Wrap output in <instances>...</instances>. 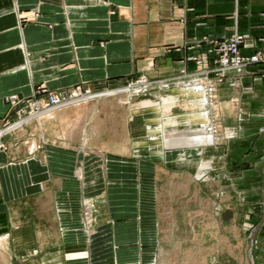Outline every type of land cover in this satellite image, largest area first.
Instances as JSON below:
<instances>
[{"label": "crops", "instance_id": "crops-1", "mask_svg": "<svg viewBox=\"0 0 264 264\" xmlns=\"http://www.w3.org/2000/svg\"><path fill=\"white\" fill-rule=\"evenodd\" d=\"M234 32L244 35L242 54L264 51V0H0V126L11 93L111 89L4 135L8 264L30 251L42 252L41 264H156L146 253L158 245L159 176L199 171L201 159L215 195L229 187L257 204L242 214L258 221L250 242L264 264V64L228 71L212 106L200 78H176L201 71L190 56L206 63L207 39ZM141 75L151 84L126 87ZM90 196L103 200L94 229L89 204L83 212ZM30 201L32 223L13 224L10 208L21 219Z\"/></svg>", "mask_w": 264, "mask_h": 264}, {"label": "rangeland", "instance_id": "rangeland-1", "mask_svg": "<svg viewBox=\"0 0 264 264\" xmlns=\"http://www.w3.org/2000/svg\"><path fill=\"white\" fill-rule=\"evenodd\" d=\"M236 33L237 32H234L233 34ZM238 34L242 35L244 40V35L241 33ZM232 35L223 39H228ZM243 40L239 45L240 54L242 56L256 54L257 52L264 54V51L261 49H256L250 54H242L241 45L243 44ZM202 41H206L205 38L203 40H197L192 46H200ZM206 43L207 48H209L211 46L209 39H207ZM207 48L205 49V53L208 56L206 63L203 58L200 63L194 58L196 56L200 57V55L190 56L194 64L200 66V70L211 68L213 65H219L217 63L218 61L214 59L217 56V54H215L216 52L209 51ZM250 64H264V61L248 63L247 65ZM181 73L184 74L185 70H182ZM189 74L193 73L186 72L184 76L180 75V77L177 76L176 78L179 80L182 77L187 78ZM142 76L143 75L126 84V87L132 90L146 87L147 83L145 85L130 87V85L138 83ZM209 77L214 81L212 93L213 101L212 104L209 102L212 106L216 97V84L217 82L224 81L225 75L220 76V74L210 73ZM149 83L151 84V81H149ZM77 85H81L83 88H89L93 91V96L81 103L95 101L96 99L104 97L102 93L111 91V89L96 90L82 84ZM203 90L204 84H202V91ZM109 95H111L110 92L107 93L106 96ZM10 113L14 114V119L16 117L15 110L11 109L9 111L7 108L4 123L0 126V130L2 129V131H0V149L5 147L4 135L15 129L5 130L6 126L14 120L9 119L8 116ZM213 128H215L213 135L217 136V129L215 126H213ZM262 128L263 127L260 129ZM205 161L208 162L206 163ZM209 161L208 159H201L198 167L200 169L194 173H191L189 170H184V172L174 170L167 172L163 171L160 174V179L158 181V191L160 195L159 218L157 224L159 229L158 245L155 250L146 253V256L152 255V257L156 259V264H262L257 257L258 244L256 239H253L252 243L250 242V234L255 231L258 221L255 220V218H244L242 214L244 211H249V213L257 211V204L249 203L246 205V203L241 202L238 194L233 190L230 192L229 187L225 188L218 186L215 195V191H212V186L210 188L209 184L205 182V170L208 168L205 169L204 167L205 165H210ZM218 173V180H224L225 177L222 175L223 172L218 170ZM238 174V172H232L230 176V180H232L233 183H231V185L236 187L240 186V175ZM100 195L101 193L98 197ZM91 197L93 196H90V198ZM91 199L88 200V203L83 205V212L84 214L88 213L86 205L89 204L92 213L89 215L87 214V218L86 215H84V218L87 219L90 228L94 229V225L100 222L104 217L99 214V209L101 207L100 203H102L103 200L102 198L97 199V196ZM26 207L28 208L27 215L21 217V219L20 215L14 214L13 209L10 208L8 214L14 218L13 224L17 222L24 224L32 223V201L26 204ZM46 226H49L48 221L46 222ZM9 241V238H6L3 243L0 241V264H8L10 255ZM41 253L42 252H35V254H33L30 251L24 254V256H22L23 258L21 256L18 258L14 256L13 264H41Z\"/></svg>", "mask_w": 264, "mask_h": 264}, {"label": "built area", "instance_id": "built-area-1", "mask_svg": "<svg viewBox=\"0 0 264 264\" xmlns=\"http://www.w3.org/2000/svg\"><path fill=\"white\" fill-rule=\"evenodd\" d=\"M243 40V36L236 33L228 39H209L211 46L207 49L214 51L217 56V66L189 74V77H196L202 80L204 84L203 94L205 98L212 103L213 101V80L209 77L210 73H216L220 76L225 75L230 70H240L248 63L264 61V54L257 52L248 56L240 54L239 45ZM198 63L202 62L201 57H194ZM205 82V83H204ZM147 83V84H146ZM150 84L148 79L143 75L136 85ZM93 96V91L89 88H83L81 85H75L71 88L50 91L45 87L37 86L29 96H20L11 93L4 97V102L8 105V110H15L16 117L5 130L13 129L21 126L26 121L38 119L40 116L49 113L55 109L81 103ZM4 130V129H3ZM4 130V131H5ZM215 130V129H214ZM2 131V129L0 130Z\"/></svg>", "mask_w": 264, "mask_h": 264}, {"label": "bare ground", "instance_id": "bare-ground-1", "mask_svg": "<svg viewBox=\"0 0 264 264\" xmlns=\"http://www.w3.org/2000/svg\"><path fill=\"white\" fill-rule=\"evenodd\" d=\"M214 129H215V128H214ZM214 129H213V132L215 131ZM90 209H91V207L89 206V207H88V210H90ZM88 214H89V213H88Z\"/></svg>", "mask_w": 264, "mask_h": 264}]
</instances>
